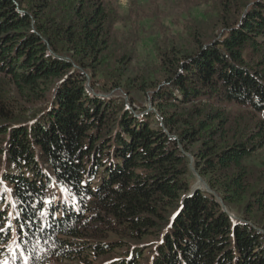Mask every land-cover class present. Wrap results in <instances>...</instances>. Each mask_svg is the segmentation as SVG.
Here are the masks:
<instances>
[{
	"label": "trees",
	"instance_id": "1",
	"mask_svg": "<svg viewBox=\"0 0 264 264\" xmlns=\"http://www.w3.org/2000/svg\"><path fill=\"white\" fill-rule=\"evenodd\" d=\"M130 1L0 0V258L264 264V0H184L204 17L130 78L154 111L114 96Z\"/></svg>",
	"mask_w": 264,
	"mask_h": 264
},
{
	"label": "rangeland",
	"instance_id": "2",
	"mask_svg": "<svg viewBox=\"0 0 264 264\" xmlns=\"http://www.w3.org/2000/svg\"><path fill=\"white\" fill-rule=\"evenodd\" d=\"M154 1V5H151L149 0L138 1L139 6L144 10L145 16L142 17L143 21L139 33V43L136 46L133 62L124 73L123 85L126 86L125 90H128L129 94L125 93L123 88H121V91L114 92V96L118 97L121 101H124L129 105L131 102L139 105L141 108L130 105L136 111L141 109L146 111H154V106L152 105L148 94L138 92L137 89L130 85L132 84L130 78L134 74V66H143L156 60L155 45L162 37L173 42L183 41L186 37L187 22L191 19L203 18L205 15L204 9L189 7L188 5L190 4L185 3L184 0ZM117 5L123 15L128 14L132 8L130 0H117ZM14 95L15 97L18 95L15 90ZM18 99L19 102H22V104H31V102H24L19 97ZM45 104L46 102H35L30 106L32 108H37L38 106H43ZM262 159H264V151H260L256 154L255 158L253 159V163L259 164ZM190 182L191 190H207L204 181L193 170H191ZM111 238L114 240L117 239V236L111 235L110 239ZM120 239L124 240L123 238ZM118 251L120 254L121 251ZM89 260L92 261L91 258H89ZM0 264L6 263L0 258ZM62 264H78V262H65Z\"/></svg>",
	"mask_w": 264,
	"mask_h": 264
},
{
	"label": "water",
	"instance_id": "3",
	"mask_svg": "<svg viewBox=\"0 0 264 264\" xmlns=\"http://www.w3.org/2000/svg\"><path fill=\"white\" fill-rule=\"evenodd\" d=\"M194 190H200V189H194ZM193 191V190H192ZM223 206V205H222ZM224 208V207H223Z\"/></svg>",
	"mask_w": 264,
	"mask_h": 264
}]
</instances>
